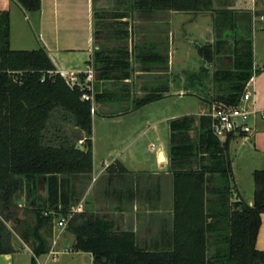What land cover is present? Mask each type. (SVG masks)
Instances as JSON below:
<instances>
[{
	"label": "trees",
	"instance_id": "1",
	"mask_svg": "<svg viewBox=\"0 0 264 264\" xmlns=\"http://www.w3.org/2000/svg\"><path fill=\"white\" fill-rule=\"evenodd\" d=\"M16 2L29 13L41 8V0ZM123 5V11L116 9L113 16L95 12L96 49L89 65L99 80L124 81L134 73L124 21L133 13L213 12L216 42L199 46L200 56L208 65L222 53L231 56L232 64L213 74L218 92L209 103H239L255 68L251 31L241 30L234 12L214 10L212 0H123ZM245 17L250 26L252 16ZM231 32L236 46L226 49ZM10 33V13L0 12V255L15 253L17 235L31 249L36 264L50 252L55 220L60 218L67 220L66 231L75 238L71 251L91 255L92 264H264V252L256 246L264 214V170L253 174L254 204L233 201L234 136L220 141L206 116H184L169 123L172 220L157 239L150 244L139 241L135 232L118 229L91 202L85 201L83 212L75 213L93 172L96 103L109 94H99L93 86V102L84 101L85 93L92 94L84 74L82 86H71L46 51L12 50ZM110 41L119 47L111 48ZM138 57L145 71L160 63L152 60L158 59V52L142 49ZM204 74L208 77L207 68L191 78L202 79ZM165 93L151 91L134 100V108L161 100ZM80 140L84 150L78 148ZM115 169L125 172L121 164L109 172ZM44 179L47 207L39 200Z\"/></svg>",
	"mask_w": 264,
	"mask_h": 264
},
{
	"label": "crops",
	"instance_id": "2",
	"mask_svg": "<svg viewBox=\"0 0 264 264\" xmlns=\"http://www.w3.org/2000/svg\"><path fill=\"white\" fill-rule=\"evenodd\" d=\"M212 1L214 10L234 12L242 25L239 24L241 30L251 31L255 68L251 89L256 94L258 107L264 111V23L259 21V18L264 21V0ZM98 2L97 0H41L40 10L29 13L23 10L16 0H0V12L10 13V48L14 51H46L55 69L62 76L85 73L96 49L94 17ZM119 3L121 7L117 6V9L118 12H122L123 0ZM255 12H262V17L255 15ZM249 15L252 16L250 26L244 19ZM131 16L124 19L128 22L129 31V40L125 45L130 51V62L134 73L124 81L99 80L98 75L95 74L96 79L93 82L95 90L99 94L106 93L109 96L105 97L104 102L96 103L92 134L93 172L81 202H91L96 211L112 220L118 229L133 231L139 241L150 244L153 239L160 236L164 225L172 220L173 179L170 173L169 144L168 149H160L156 157L151 152L155 149L154 145H152L154 148L151 147V151L147 153L139 146V139L142 136L139 129L142 122L147 120L142 129L144 133L157 127L158 122H150L148 114L152 115L153 110L157 108L155 105L172 96L188 95L201 100L199 113L189 112L179 115L199 117L210 105L209 100L218 92L213 74L219 69L229 68L232 58L230 55L220 53L213 68L211 64H205L200 56L203 64L198 72L182 71V74H176L175 64L188 49V43L195 45L196 48L215 44V14L156 11L143 14L135 12ZM188 26L194 28L193 40L186 34L182 37L181 30H186ZM231 34L232 32L226 36L228 39L225 44L226 49L236 46ZM202 36L207 40L204 44L201 39H197ZM108 45L117 48L120 44L110 41ZM142 49L159 53L158 59L152 60H160V63L152 64L150 66L153 68L152 71H145L139 61L138 55ZM204 68L208 69V77L204 74L201 76L202 79L191 78L200 75ZM178 75L181 77H177ZM157 89L166 92L161 100L139 109L134 108V100ZM137 115H143L140 121ZM176 118L167 120L168 128L171 120ZM254 129L249 139L234 136L230 143L235 188L233 201L243 199L250 206L254 204L255 194L253 174L257 170H264V120L257 119ZM82 135L85 138V133ZM83 143L84 140H80L78 145L83 146ZM234 148L235 154L232 153ZM241 159L248 160L250 184L247 189L242 185L238 175L242 172ZM115 164H121L125 172L115 169L110 173V168ZM155 165L157 167L160 165L159 172L152 171ZM165 166H167L166 171H162ZM59 221L60 218L55 220L51 253L37 258L36 264L44 256H48L44 264H49L52 261L50 258L53 256L52 253L56 254V263L60 262L58 256L65 254L87 256L92 262L91 255L71 251L75 238L66 229L57 227ZM66 237L71 242L69 248L64 247L63 244ZM17 239L18 242H14L15 253L0 255V264H32L31 249L19 237ZM256 246L259 251L264 252V214L261 217Z\"/></svg>",
	"mask_w": 264,
	"mask_h": 264
},
{
	"label": "rangeland",
	"instance_id": "3",
	"mask_svg": "<svg viewBox=\"0 0 264 264\" xmlns=\"http://www.w3.org/2000/svg\"><path fill=\"white\" fill-rule=\"evenodd\" d=\"M97 1L99 2H98V7H96V12H104L105 14H108V16H113L115 14L116 9L118 8L117 6L121 7V4L119 3L120 0H103V1L97 0ZM254 14L257 15L258 17H262L261 14L263 13L255 12ZM259 21L262 24L264 23L262 18H259ZM181 33H182V37L183 35L185 36L186 34L191 40H193L192 38L195 37L194 28L189 26L186 28V30H181ZM197 39H201V42L203 44L207 42V40H205L206 39L205 36H202L201 38L198 37ZM187 48L188 49L185 50V52L182 54L181 60L176 62L175 64L174 70L176 74H182L181 73L182 71H187L190 73L198 72L203 64L200 58V54L198 52V48H196L195 45L189 43ZM214 64L215 62L211 63V67L214 68ZM177 77H181V75H178ZM199 101L201 100L188 95L184 97L172 96L162 101V103H159V105H155L157 108L153 110L152 115L150 113L148 114V116H150L148 118H150L149 119L150 122H158V126L144 133L142 129L143 127H145L147 123V120L145 119L142 122V126L139 129L142 135L139 139V146H141L142 151L147 153V151H151V147L152 145H154L155 149L154 151L151 152L153 156L156 157L160 149L167 150L169 144V128H168L167 120L172 117L174 118L181 117L179 115H185V113H189V112L199 113L201 109L200 107L201 102ZM137 116L140 117L139 121L143 117V115H137ZM68 129L70 134L72 132V128L68 127ZM192 134L194 135V132ZM232 153L235 154V148L232 150ZM247 164H248V160L241 159L240 167L242 168V172L241 173L238 172L239 173L238 175H240V179L243 183L242 185L244 186L245 189H247L248 185L250 184V177H248ZM158 166L159 167L155 165L154 167H152L153 169L152 171L159 172V170H161V167L160 165ZM166 169L167 166H165L162 171H166ZM234 193H235V188H234ZM233 198H234V194H233ZM20 204L24 205V202L22 201L20 202ZM21 214L22 217H24V213L22 212ZM8 227L11 229L13 225L10 223L8 224ZM68 237H66L67 239L63 241L64 247L66 248H69L71 245L70 239ZM17 238H18L17 235H14L13 242H18ZM58 257L60 260L59 263H56L55 260H53V256H51L50 258H52V261L49 262V264H92L89 257L87 256L85 257L82 255L77 256L72 254H65V255H60ZM47 258L48 256H44L43 258L40 259V262H38L37 264H44Z\"/></svg>",
	"mask_w": 264,
	"mask_h": 264
},
{
	"label": "built area",
	"instance_id": "4",
	"mask_svg": "<svg viewBox=\"0 0 264 264\" xmlns=\"http://www.w3.org/2000/svg\"><path fill=\"white\" fill-rule=\"evenodd\" d=\"M58 73V72H57ZM86 78L87 86L92 94L85 93L82 97L84 101L93 102V82L95 80V71L92 65H89L86 72L83 73ZM81 74H71L63 76L71 86H82L80 79ZM62 76V75H61ZM254 82V76L247 83L245 90L237 105H228L223 103H213L209 105L201 116L210 118L211 130L213 134L220 140L226 141L230 136H241L245 139L254 132V124L257 119L264 120V111L258 107V102L254 90L251 89V84ZM154 148V146L152 147ZM84 201L80 202L74 209L75 213H81L84 210ZM60 229H66L67 220L61 219L57 225ZM53 259L56 260V254L52 253Z\"/></svg>",
	"mask_w": 264,
	"mask_h": 264
},
{
	"label": "water",
	"instance_id": "5",
	"mask_svg": "<svg viewBox=\"0 0 264 264\" xmlns=\"http://www.w3.org/2000/svg\"><path fill=\"white\" fill-rule=\"evenodd\" d=\"M78 148L83 150V146L80 144L78 145ZM43 188V189H42ZM39 200L43 202L44 207H47V187H46V179H44L43 184H39Z\"/></svg>",
	"mask_w": 264,
	"mask_h": 264
}]
</instances>
